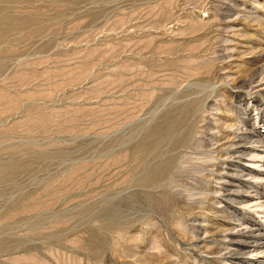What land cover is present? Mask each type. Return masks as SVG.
<instances>
[{
    "label": "rangeland",
    "instance_id": "rangeland-1",
    "mask_svg": "<svg viewBox=\"0 0 264 264\" xmlns=\"http://www.w3.org/2000/svg\"><path fill=\"white\" fill-rule=\"evenodd\" d=\"M263 64L264 0H0V264H264Z\"/></svg>",
    "mask_w": 264,
    "mask_h": 264
},
{
    "label": "bare ground",
    "instance_id": "bare-ground-1",
    "mask_svg": "<svg viewBox=\"0 0 264 264\" xmlns=\"http://www.w3.org/2000/svg\"><path fill=\"white\" fill-rule=\"evenodd\" d=\"M261 54V53H260ZM227 68V67H226ZM225 69V68H224ZM226 70V69H225ZM255 72V71H254ZM219 77V76H218ZM248 85L249 87H258V92L261 93V94H264V64L255 72L253 73V75L251 76V79L248 81ZM247 85V86H248ZM243 87V86H242ZM255 87V88H256ZM249 89V88H248ZM257 89V88H256ZM253 91V90H252ZM254 92V91H253ZM257 106V105H256ZM258 113V112H257ZM260 119L261 121H263L264 123V114L261 112V116H260ZM247 121V120H246ZM248 124V123H247ZM247 124H244L240 129H239V132H237L236 130V135L235 137L238 139L236 142H234V144H237L238 146L237 149L234 151V153H243L246 149L242 148V143H243V140H245L247 137H248V134L249 133H252V131H255L257 132L258 135H260V131L259 130H256L253 128L254 127H248ZM238 127V125H237ZM241 130V131H240ZM232 137V136H231ZM263 137V136H262ZM230 138V137H229ZM227 139V138H226ZM234 139V138H233ZM229 140V139H228ZM249 140V138H248ZM235 141V140H234ZM250 141V140H249ZM248 141V142H249ZM257 141V140H256ZM259 141V140H258ZM225 142V141H224ZM229 142V141H228ZM242 142V143H241ZM245 142V141H244ZM259 142H262V145H263V149L261 151H254V152H257L255 154L256 157H259V158H264V140H260ZM258 142V143H259ZM228 146V144H227ZM231 146V145H230ZM221 148V147H220ZM225 148V147H224ZM230 148V147H229ZM232 148V147H231ZM230 148V149H231ZM250 148V147H249ZM256 149V148H254ZM253 149V150H254ZM225 150V149H224ZM228 151V150H227ZM250 153V152H249ZM248 153V154H249ZM253 153V152H252ZM237 154V155H238ZM251 154V153H250ZM228 155V154H227ZM234 155V154H233ZM232 155V156H233ZM229 157V156H228ZM254 157V156H252ZM264 160V159H263ZM234 173V172H233ZM243 173V172H242ZM248 174V173H247ZM253 176L255 177V175L253 174ZM247 177V176H246ZM251 177V176H250ZM258 177V176H257ZM226 181V180H225ZM227 183H228V180H227ZM254 186H250L249 189H253ZM226 189V188H225ZM240 189V188H239ZM242 190V189H241ZM256 190V189H254ZM253 190V191H254ZM231 192V191H230ZM229 192V193H230ZM238 193V192H236ZM240 193V192H239ZM243 193V192H242ZM243 196H238L236 198H240L242 201H247L248 203H253V206L259 208L258 212H264V193H260V192H255V194L251 195V191L250 193L251 194H242ZM254 193V192H253ZM226 198V196H225ZM239 199V200H240ZM231 201V198L229 199ZM238 200V201H239ZM241 201V202H242ZM226 208V207H225ZM234 208V207H233ZM232 209V208H231ZM239 218V217H238ZM257 231H256V230ZM231 229L229 228L227 231L229 232ZM233 231L230 232V237L229 238V241L230 242H235L237 244H240V243H243L246 247V249L249 250V253L250 252H253L256 254L259 253V252H262L264 251V226H261V227H257L256 225L255 226H251V225H246L245 227H238V225H235L232 229ZM227 236V235H226ZM225 238V237H224ZM228 245V244H227ZM228 248V247H227ZM230 250V249H229ZM231 251V250H230ZM247 252V250L245 251Z\"/></svg>",
    "mask_w": 264,
    "mask_h": 264
}]
</instances>
